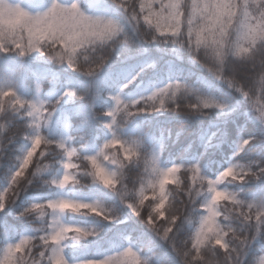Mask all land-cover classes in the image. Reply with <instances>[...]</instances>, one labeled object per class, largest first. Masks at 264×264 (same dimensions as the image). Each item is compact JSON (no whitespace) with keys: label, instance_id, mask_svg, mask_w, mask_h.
<instances>
[{"label":"clouds","instance_id":"1","mask_svg":"<svg viewBox=\"0 0 264 264\" xmlns=\"http://www.w3.org/2000/svg\"><path fill=\"white\" fill-rule=\"evenodd\" d=\"M38 3L0 0V264H264V0Z\"/></svg>","mask_w":264,"mask_h":264},{"label":"trees","instance_id":"2","mask_svg":"<svg viewBox=\"0 0 264 264\" xmlns=\"http://www.w3.org/2000/svg\"><path fill=\"white\" fill-rule=\"evenodd\" d=\"M22 2L24 3V5L26 7H30V8H35V7H40L41 4L38 3V0H22ZM153 55H157L155 52H153ZM165 60L168 59L167 57L164 58ZM5 63H11L10 61H5ZM177 67H183L186 70L188 69V65L186 63H180L177 62ZM161 69L164 68V61H161V65H160ZM148 75H151V72L148 73ZM173 121L172 126L173 127H179L180 126V120L179 118H175V117H171L169 118ZM201 121L197 120L193 122V129L197 128L200 125ZM205 125L208 123V121H204L203 122ZM229 131L231 135H234V129L229 126ZM249 131H251V129H249ZM191 137L185 136L184 138H182L181 140V144L177 146V148L171 149L170 150V155L175 156L178 149L183 146L184 144H186L188 142V139H190ZM230 154L229 149L227 148V146H225L222 150H217L214 154L210 153L208 156V160L209 161H216V162H222L223 158L225 155ZM212 168L213 170H215L217 168V164L213 163L212 164ZM75 195L84 197V198H92L94 196H98V195H107V193H105L103 190L99 189V188H93V189H89V188H82L77 190L76 193H74ZM15 223H19V222H15ZM125 233L126 235L128 233L131 234L132 239L138 243V244H147L149 242V240L151 239L150 234L146 233L143 225H141L140 223H138L135 219H130L126 224L120 225V226H116L113 227L112 230L101 240L99 241H93L92 243H90L88 245V247L86 249H81L79 250L76 254L77 255H93V254H98L104 250H108L110 249L111 244L114 242L115 245H120L123 243V241L119 238V233ZM158 243V242H156ZM153 247L155 248V250L159 251L161 253V258L164 260H167L169 262V264H172L173 262V257L171 256L170 252L168 251L167 248H156L155 244L153 245Z\"/></svg>","mask_w":264,"mask_h":264}]
</instances>
